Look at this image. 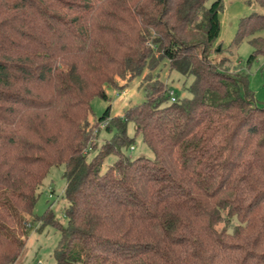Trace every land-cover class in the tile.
I'll use <instances>...</instances> for the list:
<instances>
[{"label":"trees","instance_id":"obj_1","mask_svg":"<svg viewBox=\"0 0 264 264\" xmlns=\"http://www.w3.org/2000/svg\"><path fill=\"white\" fill-rule=\"evenodd\" d=\"M204 2L0 0V264L33 220L58 229L53 264H264V104L213 58L221 0ZM247 36L246 64L264 54V13L241 16L228 47ZM162 58L188 95L169 99ZM144 67V99L89 123L90 99ZM128 121L151 157L123 152ZM59 163L63 223L32 211Z\"/></svg>","mask_w":264,"mask_h":264},{"label":"rangeland","instance_id":"obj_2","mask_svg":"<svg viewBox=\"0 0 264 264\" xmlns=\"http://www.w3.org/2000/svg\"><path fill=\"white\" fill-rule=\"evenodd\" d=\"M212 0H205V5L210 4ZM252 11L264 13V6L257 3L256 0H221V8L217 11L219 22V31L217 35L216 51L212 54L213 58L218 56H228L231 62H235L233 68L229 67L230 72H236L240 66L241 73L246 75V88L251 93L253 103L264 104V54H257L251 58L248 64L245 60L251 50L248 42V36L241 39L235 46L228 47L231 42L237 22L239 18ZM262 35V32H257ZM150 70V69H149ZM148 72V68L144 67L140 73L130 77L125 76L122 79L116 78V86H105L106 97L93 96L90 101V113L88 114V122L94 121L106 105H109V115H120L123 109L132 103L140 102L144 99L143 78ZM151 73L160 81L170 85L179 95H188L186 85L190 82V75H182L174 69H169L167 60L162 58L157 65L151 70ZM126 133L131 140L130 146L124 147L122 150L127 155L147 156L151 157L152 152L141 140L139 133L134 134V128L131 121L126 124ZM111 131L105 130L102 126L96 136V147H90L86 153V158L94 154L97 146L101 141L108 138ZM114 158L108 155L104 159V164L110 162ZM62 163L49 166L47 173L41 179L37 187V196L34 201L32 211L35 214H41L46 207H49L57 220L64 222L63 206L65 199L62 187L64 178L61 175ZM235 222V219L232 220ZM219 223L218 225H221ZM230 226V225H229ZM26 239L24 245L12 263L7 264H53L52 249L58 238V229L50 224H44L41 227L37 220L26 223ZM230 228V227H229Z\"/></svg>","mask_w":264,"mask_h":264},{"label":"built area","instance_id":"obj_3","mask_svg":"<svg viewBox=\"0 0 264 264\" xmlns=\"http://www.w3.org/2000/svg\"><path fill=\"white\" fill-rule=\"evenodd\" d=\"M169 99L170 100H173L174 99V90L172 89V88H170L169 89ZM132 146L130 145V148H131Z\"/></svg>","mask_w":264,"mask_h":264}]
</instances>
